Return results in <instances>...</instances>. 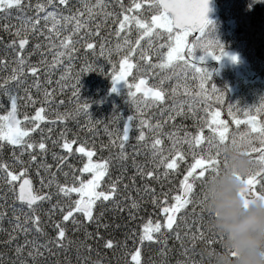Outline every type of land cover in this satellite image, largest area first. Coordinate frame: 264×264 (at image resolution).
Wrapping results in <instances>:
<instances>
[{
    "label": "snow or ice",
    "instance_id": "1",
    "mask_svg": "<svg viewBox=\"0 0 264 264\" xmlns=\"http://www.w3.org/2000/svg\"><path fill=\"white\" fill-rule=\"evenodd\" d=\"M209 3L210 0H130V3H125L124 0H116V5L120 9L117 12L107 10L106 0H95L94 4H90L88 0H81V7L74 11L71 10L72 0H37L34 6L31 0H27V2L26 0H0V13H11L15 10L19 13L18 19L21 22L16 31L12 33L14 38H11L10 41L5 42L0 37V43H3L7 50L14 52L16 64V67L11 70L9 78L0 83V95L7 96L9 102L6 112L0 115V151L10 146L14 163L21 165L19 172H17L6 161L0 162V174H2L0 180L7 187V191L14 194L15 200L27 207L32 213L26 217L24 224L20 223L19 216L16 217L13 225L14 232L20 231L27 235L34 230L37 233H44L40 227L41 217L35 214V211L39 203L51 201L52 194L50 192L43 194L36 192L31 179L23 177H26L29 172L28 165L38 164L37 173L40 175L41 185L44 186L47 183L49 188L52 186V180L45 182L43 176V171H50L52 166L42 163L38 159V153L39 155H47V138L32 140L31 135L37 132L41 124L47 119V109L44 105L52 103L50 98L54 97L55 90L48 91L45 89L44 102L35 109V115L25 114L21 120L18 115L20 98L12 93L9 82L21 84L24 82L22 78L29 73L33 77L39 76L40 68L38 66L27 67L26 69L28 61L24 52L26 46L30 44L31 35H38L45 39L48 41L49 50H54L53 63L49 66L50 69L54 71L58 66H63L67 60L69 62L68 73L70 74L71 62L79 51L76 47L77 43H81L84 49L95 52L96 45L94 42H89V37H99L102 28L107 26L108 21L114 17L112 19L113 33L117 37V44L107 51V58L112 68V71L107 73L113 82L111 91H117V85L121 82L125 83L128 88L130 103L135 106L133 114L128 117L127 122L123 125L120 123L121 117L119 115L114 114L111 118V122L119 126L117 135L120 139L118 147L121 152L117 158L121 161L128 159L124 147L131 139L130 129L135 128L138 132L136 139L144 141L146 139L145 129L147 128L156 134L151 145L152 162L155 167L148 171L138 167L137 171L143 179L155 180L158 183L162 179L169 180L170 177L181 174V169L189 157L193 161L187 163L182 179L179 180L178 187L172 195L164 191L163 184H160L159 195L151 183L144 185L143 191L150 195L151 202L157 209V217L155 219L149 217L143 224L139 243L143 245L145 242H157L161 235H174L176 240L181 241L182 255L188 257L178 261V264H204L203 260L197 262L188 256L189 249L184 246L180 231L181 225H183L188 229L187 232L183 233L184 236L191 235L194 242L199 240L207 243L210 248L209 253L215 252L222 237L210 230L207 233L203 230V222L207 212L202 207L201 197L204 181L210 174L218 172L221 166L222 161L219 153L213 152L212 149L216 148L218 143L229 141V122L220 118L219 107H216L215 111L211 113V121L207 119L212 102L215 101L217 105L223 104L227 99V92L218 89L211 82V73L203 66L204 56L198 57L196 55L198 50H203L205 55H212L216 60H220L225 55L223 45L209 36L211 31L209 25L213 23L207 16L210 11ZM27 8H31L34 14L28 15ZM65 8L69 9L68 15L64 14ZM101 13L103 19L97 20L96 18ZM4 30L11 32V28L7 25L4 26ZM66 31L68 35H63ZM134 35L135 39H133ZM190 35L193 37L191 42L188 39ZM107 44L108 41L99 44L100 56L105 55ZM43 47L44 45L41 43L35 44L37 50ZM113 52L120 56L118 63L111 62ZM46 63V59L38 62V64ZM0 64L7 67L6 59L0 60ZM177 68L181 70L179 74L175 72ZM91 71L104 72L103 65L88 60L84 61L83 66L79 68V73L71 77L74 80L70 87L72 97L76 101L75 110L65 114L57 112L56 120L53 123L66 121L70 116L78 119L81 113L88 117L89 121H92L90 102L83 99V103H80L82 100L81 78L85 73ZM179 75H183L185 78L184 87L185 92L189 93V99L178 100L177 88L169 89L166 87L174 76L178 77ZM130 78L132 83H129ZM189 78L198 91L189 92L187 84ZM66 79L67 76H61V81ZM153 79L156 83H152ZM48 83L50 84L52 81L49 79ZM68 86L62 83L61 89ZM34 87L39 91V80H36ZM25 91L28 100L33 104L38 103L27 90ZM59 103L62 105L64 101H59ZM149 105L163 109L171 121H174L176 117L186 118L191 115L197 121L196 131L191 133L184 131L181 135L180 132L183 127L181 126L175 131L166 133L163 123L157 122L153 125L142 118L143 108ZM198 105L205 108V118L202 123L198 115ZM241 111L247 116L246 121L236 118V114ZM228 114L233 117L237 126L250 125L247 131L237 132L231 136V141L235 142L238 139L248 146L247 155L253 162L250 174L242 177L245 187L241 189L240 194L244 198L245 207H247L250 201L264 197V97L261 98L259 106L255 107V114H253L252 108L241 109L238 105L232 104L228 105ZM26 122H30L31 126H25ZM206 129L211 135H206ZM164 136L171 141L167 154L163 148L165 141L161 138ZM61 140L62 143L59 146L66 150L65 156L76 152L87 157V163L83 164L80 173L81 175L83 173L90 174L91 179L74 177V182L71 185L56 183V194L69 200V203L66 206L58 203L52 205L62 217L60 222L54 224L55 236L43 244L26 240L23 245H16L17 257L24 254L25 248L29 244L32 245L33 251H29L27 255L32 261H35L37 256L43 255L41 248L50 253L52 249L49 245L55 244L57 248H63L67 238V224L78 225L82 223L80 218L93 222L97 219L95 213L99 205L115 202L119 190V178L112 182L106 190L102 189V182L108 174L110 161L94 162L95 149L86 147L83 142L78 141V138H69L66 131L61 133ZM256 141H258L259 146L256 145ZM53 143L56 144L57 142ZM78 143L79 146L74 149L73 146ZM205 143L208 145L207 153L203 150ZM185 146L187 147L185 148ZM252 153L256 155L252 156ZM25 155L28 156V160L23 159ZM63 158L60 157V159ZM157 169H163V171L157 174ZM22 178V183L17 185V182ZM133 183H135V178H133ZM137 191L139 192L140 189L137 188ZM73 194H76L78 198L73 199ZM0 198L6 201L7 194L5 193ZM125 199H131L128 215L129 218L135 219L133 210L139 211L141 204L135 198L126 197ZM13 206L15 207V205ZM116 207L123 211L118 202H116ZM197 207L200 209L198 215ZM189 213H192L194 217L191 224L188 222ZM4 215L6 213H0V218ZM99 215L102 217L103 212L101 211ZM207 217L209 218L208 213ZM197 221L199 222L198 227ZM193 227H197L196 232L191 231ZM16 239V235H10L6 243L11 244ZM115 246L116 242L110 238L107 239V248L112 249ZM84 247L86 250H90V246L85 245ZM195 247L196 244L193 243V248ZM200 255L203 256V253L201 252ZM232 255L235 256V253L233 252ZM208 259H211V255ZM130 261L131 264H142L140 247L135 248L130 254ZM18 264H28V261H18ZM85 264H87V258H85Z\"/></svg>",
    "mask_w": 264,
    "mask_h": 264
},
{
    "label": "trees",
    "instance_id": "2",
    "mask_svg": "<svg viewBox=\"0 0 264 264\" xmlns=\"http://www.w3.org/2000/svg\"><path fill=\"white\" fill-rule=\"evenodd\" d=\"M36 2L37 0H31L33 6ZM88 2L94 4L95 0H88ZM124 2L130 3V0H124ZM216 2L217 13L212 21L213 23L209 25L211 29L209 36L223 45L225 54H233L245 61L247 63V71L240 73L237 68L221 65L220 61L213 59L212 55H205L203 50H198L196 55L198 57L204 56V60L212 57V61H203V66L210 71L211 82L218 89L227 92V99L223 104L217 105L215 101L212 102L211 108L208 110L207 119L211 121V113L215 111L216 107H219L221 111L220 118L229 122L230 141L232 135L237 132L247 131L250 125L242 124L237 126L233 117L228 114V105H238L241 109L252 108L253 114H255V107L259 106L261 98L264 97V0H216ZM106 4L108 11H120L118 5H116V0H106ZM79 7H81V0H72L71 10L74 11ZM26 11L28 15L34 14L31 8H27ZM64 14L68 15L69 9L65 8ZM18 15L19 13L15 10L11 13H0V37L3 38V41L7 42L14 38L12 33L16 31V28L21 23ZM96 19L102 20L103 14L101 13ZM112 19L108 21L107 26L102 28L99 37H89V42H94L96 45L95 52L86 50L81 43H77L76 47L79 51L71 62L70 74L68 73L69 62L67 60H65L63 66H58L54 71L51 70L49 66L53 63L54 50H49L48 41L45 39L38 35H31L30 44L26 46V51L24 52V56L28 61L26 69L31 66H38L40 68L39 76L33 77L29 73L22 78L24 82L21 84L9 82V88L12 93L20 98L18 115L21 120H23L25 114L29 116L35 115V109L44 102L45 89L48 91L55 90L54 97L50 98L52 103L44 105L47 109V119L41 124L40 129L31 135L32 140H39L42 137L47 138V155H39L38 153V159L40 162L52 166L50 171H43L45 182L52 180V186L49 188L47 183L44 186L41 185L40 175L37 173L38 164L28 165L29 172L26 177H23L31 179L36 192L41 194L50 192L52 200L39 203L35 211V214L41 217L40 227L44 230V233H37L34 230L27 235L20 231L14 232L13 225L16 217L19 216L20 223L24 224L26 217L32 215V213L27 207L22 206L15 200L14 194L7 191V187L0 180V197L5 193L7 194L6 201L0 198V213H6L0 218V264H18V261H28V264H85V258H87V264H96V262H99V264H131L130 254L138 247L142 250V264H178V261L188 258L182 255L181 241L176 240L174 235H161L157 242H145L143 245L139 243V235L142 233L143 224L149 217L153 219L157 217V209L153 206L150 195L143 191L144 185L151 183L156 188L157 195H159L161 191L160 184H163L164 191L172 195L178 187L179 180L182 179L187 163L193 161L189 157L187 163L181 169V174L174 175L169 180L162 179L158 183L155 180L143 179L137 171L138 167L144 171L152 170L155 167L152 162L151 145L156 134L147 128L145 129L146 139L144 141H138L136 139L138 132L135 128H131V139L124 147V152L127 153L128 159L121 161L117 158L121 152L118 147L120 139L117 135L119 126L112 123L111 118L114 114L119 115L121 117L120 123L123 125L127 122L128 117L133 114L135 106L130 103L128 88L125 83L118 85L117 91H111L113 82L107 73H110L112 68L107 58V51L114 48L117 44V37L113 33L114 25ZM5 25L11 28V32L4 30ZM93 27H95V24H93ZM110 33L113 34L110 35ZM63 35H68V32H64ZM133 39H135V35ZM188 39L191 42L193 37L189 36ZM105 41H108L105 55L100 56L99 44ZM36 43H41L44 47L37 50L35 49ZM5 59L7 67L0 64V83L8 79L11 75V70L16 67L14 52L7 50L4 44L0 43V60ZM42 59H46L47 63L38 64ZM119 59L120 56L113 52L111 62L118 63ZM85 60L99 63L104 68V72L91 71L85 73L80 81L82 97L80 103H83V99L90 102L92 121H89L88 117L81 113L78 119L70 116L66 121L53 123L56 120L57 112L61 114L74 112L76 101L72 97L70 85L74 83V80L71 77L79 73V68L83 66ZM180 71L179 68L175 69L178 74ZM62 75L67 76V79L61 81ZM49 79L52 81L50 84L48 83ZM36 80L40 81L39 91L34 87ZM132 82L130 78L129 83ZM62 83L69 86L61 89ZM152 83H156L155 79H153ZM187 84L189 92L198 91L191 78L187 80ZM184 85L185 78L183 75H179L178 77L174 76L166 87L169 89L177 88V99L186 100L189 99V93L185 92ZM25 90L38 103L33 104L28 100ZM169 100H171V97H169ZM59 101H64V103L61 105ZM8 104L7 96L0 95V105H2L0 106V115L6 112ZM197 107L199 108L198 115L202 123L205 118V108L202 105ZM142 118L153 125L157 122L163 123L166 133L175 131L176 128H181V126H183L180 132L181 135H183L184 131L189 133L196 131L197 121L191 115L186 118L176 117L174 121H171L169 116L164 113V110L158 106L149 105L144 107ZM236 118L242 121L247 120V116L244 115L243 111L238 112ZM25 126L30 127V122H26ZM90 128L91 130H89ZM65 131L69 138H78V141L83 142L86 147L95 149L94 162L110 161L108 174L102 182V189L106 190L112 182L119 178V190L116 194L115 202H106L103 205H99L95 213L97 219L93 222L80 218L82 223L78 225L67 224V238L64 241L63 248H57L55 244L49 245L52 249L51 253L41 248L43 255L37 256L36 260L32 261L27 255L29 251H33L32 245L29 244L25 248L24 254L17 257L15 252L16 245H23L26 240L43 244L55 236L54 224L60 222L62 217L60 212L54 209L52 205L58 203L66 206L69 203V200L56 194V183L71 185L74 182V177L91 179L90 174L83 173L81 175L80 173L83 164L87 163V157L76 152L65 156L66 150L59 146L62 143L61 133ZM206 135H211L207 129ZM161 138L165 141L163 148L165 154H167L171 141L166 136ZM53 142L57 143L54 144ZM255 143L259 146L258 141ZM78 146L79 143L73 147L75 149ZM203 150L207 153L208 145L206 143ZM212 151L215 152L216 148H213ZM17 154L19 153L17 152ZM251 155L255 156L256 154L252 153ZM60 157L64 158L60 159ZM23 159L28 160V156L25 155ZM5 161L12 169L19 172L21 165L14 163L10 146L0 151V162ZM156 171L159 174L163 169H157ZM133 178H135V183H133ZM20 181L17 182V185ZM137 188L140 189L139 192ZM126 197L135 198L141 204L139 211L133 210L135 219L129 218L128 210L131 199L126 200ZM72 198L78 197L73 194ZM116 202L119 203L123 211L117 209ZM101 211L103 212L102 217L99 215ZM199 211L200 209L197 207V215ZM193 220L192 213H189V224ZM208 220L207 213H205L203 230L206 233L208 232ZM198 225L199 222L197 221V227ZM197 227H193L191 231L196 232ZM180 231L183 244L189 249L188 256L197 262L203 260L204 264H210V260L205 255L206 252L210 251L208 244L199 240L194 242L191 239V235L184 236L183 233L187 232L188 229L183 225H181ZM10 235L17 236L16 241L11 244L6 243ZM109 238L116 242V246L112 249L106 247V241ZM193 243L196 244L195 248H193ZM85 245L90 246V250H86ZM201 252L203 256L200 255Z\"/></svg>",
    "mask_w": 264,
    "mask_h": 264
},
{
    "label": "clouds",
    "instance_id": "3",
    "mask_svg": "<svg viewBox=\"0 0 264 264\" xmlns=\"http://www.w3.org/2000/svg\"><path fill=\"white\" fill-rule=\"evenodd\" d=\"M248 146L238 139L218 143L219 171L204 181L202 207L209 214L208 230L222 237L210 264H264V197L245 201L242 177L253 168ZM235 253V256L232 253Z\"/></svg>",
    "mask_w": 264,
    "mask_h": 264
},
{
    "label": "rangeland",
    "instance_id": "4",
    "mask_svg": "<svg viewBox=\"0 0 264 264\" xmlns=\"http://www.w3.org/2000/svg\"><path fill=\"white\" fill-rule=\"evenodd\" d=\"M234 57H236V59H234ZM213 59H214V57H213ZM204 61H206V62L212 61V57H210V58H208V60H204ZM218 61H220L219 63L221 65L232 66L234 68H237V70H239L240 73L243 71H247V63L245 61H242L240 58H238L237 56H235L233 54H225ZM122 83L123 82L119 83L118 85H120Z\"/></svg>",
    "mask_w": 264,
    "mask_h": 264
},
{
    "label": "water",
    "instance_id": "5",
    "mask_svg": "<svg viewBox=\"0 0 264 264\" xmlns=\"http://www.w3.org/2000/svg\"><path fill=\"white\" fill-rule=\"evenodd\" d=\"M210 11L207 13L208 18L213 21L216 17L217 2L216 0H210L209 3ZM191 36V35H190ZM192 37V36H191ZM23 180V179H22ZM22 180L20 183H22ZM33 184V183H32Z\"/></svg>",
    "mask_w": 264,
    "mask_h": 264
}]
</instances>
